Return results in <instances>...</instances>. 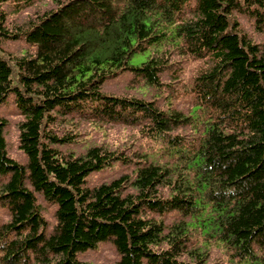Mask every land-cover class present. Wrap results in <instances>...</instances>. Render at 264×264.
I'll return each instance as SVG.
<instances>
[{"label": "trees", "instance_id": "1", "mask_svg": "<svg viewBox=\"0 0 264 264\" xmlns=\"http://www.w3.org/2000/svg\"><path fill=\"white\" fill-rule=\"evenodd\" d=\"M9 1L36 0H0V106L14 94L28 156L8 154L0 114V203L10 212L0 219V264H85L78 251L107 238L115 264H208L194 231L236 262L264 264V45L234 17L247 14L264 32V0H51L16 29ZM20 37L33 54L2 48ZM172 52L206 62L182 89L168 83L170 96H190L189 112L102 91L125 70L163 86ZM139 53L147 59L134 64ZM77 117L137 126L167 142L168 160H137L133 173L90 186L93 170L131 159L102 146L58 148L79 135ZM187 129L190 138L174 133ZM36 190L57 204L52 228Z\"/></svg>", "mask_w": 264, "mask_h": 264}, {"label": "rangeland", "instance_id": "2", "mask_svg": "<svg viewBox=\"0 0 264 264\" xmlns=\"http://www.w3.org/2000/svg\"><path fill=\"white\" fill-rule=\"evenodd\" d=\"M3 7L7 11V24L16 29L18 25L23 24L37 13H43L45 10L55 7V5L51 0H36L33 4L20 8L15 2L9 1ZM234 17L239 21L244 32L254 41L264 45V32L256 30L250 16L237 12ZM1 46L5 50L18 55L33 54L35 50V46L27 42L24 37L3 39ZM147 56L139 53L134 57L133 63L140 64L147 59ZM204 65H206V62L203 59L182 57L176 52H172L169 67L162 75L165 85L153 87L147 85L142 79L132 81L133 73L130 70H125L117 76L107 79L101 89L108 94L129 95L146 100H155L160 108H167L168 105H171L187 113L192 106L190 96L182 95L183 90H181L179 96H170L168 83L174 85L175 88L182 89L184 84L194 77L197 70ZM0 114L8 120L5 126L8 154L14 159L26 163L28 156L20 147L19 141V123L23 119V115L16 106L14 94H10L7 101L0 106ZM74 126H77L79 135L73 142L55 144L61 150L81 155L90 147L102 146L108 150L124 153L131 159L128 161L113 160L112 163L93 170L88 174L86 181L90 186L111 181L123 172L133 173L134 168L139 164L137 160L146 158L154 161L168 160L165 153L167 142L162 139L147 137L137 126L120 122L91 121L80 117L74 118ZM177 132L186 134L189 138L193 134L188 129L186 131L177 130L174 133ZM139 154H142V156ZM27 184L31 187L29 179H27ZM132 189V187H129L126 191ZM35 193L44 215L48 218V226L52 228L56 223L55 210L57 204L48 201L40 191L36 190ZM175 213V211L167 213L166 220L172 221L176 216ZM9 218L8 207L0 203V219L8 220ZM192 238L193 241H197L198 244H202L204 248L209 250L208 264H247L245 261L236 262L235 259L229 256L224 245L212 238H204L197 231L192 233ZM77 256L85 264H115L120 258L119 251L111 238L100 240L95 246L79 250ZM143 264L148 263L144 260Z\"/></svg>", "mask_w": 264, "mask_h": 264}]
</instances>
